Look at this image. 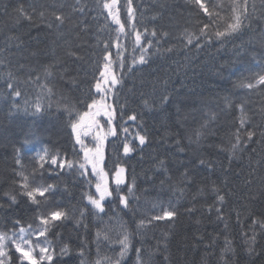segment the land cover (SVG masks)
<instances>
[{
	"label": "trees",
	"instance_id": "1",
	"mask_svg": "<svg viewBox=\"0 0 264 264\" xmlns=\"http://www.w3.org/2000/svg\"><path fill=\"white\" fill-rule=\"evenodd\" d=\"M258 11L261 7V0H255ZM74 0H0V49H4L0 58H6L7 68H0V72L11 70L20 81L19 87L22 96L18 98L21 107L25 101L32 104L38 95H41L40 84L47 83L53 88V95L41 96V103L46 111L42 115L33 117L20 114L15 118L7 116V103L0 101V202L5 203V209H0V230H8L11 227V219L16 215L15 211H7V201L3 198V192L14 190L11 184L12 168L15 167V147H20L25 138H28L37 149L47 146L52 151H68L70 158H75L71 152L72 138L71 129L68 127L67 113L64 105L75 104L77 108L83 109L84 100L90 83L92 82L95 67L101 62L103 41L109 39L107 28L101 30L105 25L106 11H102L95 0H81L86 5L84 13H72L71 19L74 27L65 23L61 31L65 33L60 37L54 29L44 26L38 17V12L46 10L48 17L53 10L63 11L66 15L71 13ZM125 0H120L124 5ZM18 4L32 12L35 23L28 21L17 23V13L13 11ZM64 4L63 9L59 8ZM7 5V14L3 11ZM44 5V9H41ZM135 8L136 25L143 31L147 27L157 30L158 36L167 32V37H161L158 47L168 48L173 46L171 53L163 55L152 53L155 48L149 50L150 59L145 65L138 66L137 70L125 76L123 87L119 90V103L126 104L125 118L132 112L137 113L138 120L143 121V127L149 138L148 144L142 153L132 155L126 160L125 166L129 176L134 175L137 184L138 202H132V212L121 211L117 206L115 211L108 208V215L104 221H109V216H119L126 223L129 231L136 233V223L139 219L154 213L153 204L169 201L176 203L179 215L175 222H159L139 235H134L133 244L135 247H143V255L147 260V252L154 248L156 241L161 239L164 233H169V250L171 264H220V248L223 245V236L216 241V244L209 248L206 245L211 239L223 231V223L217 222L215 214L211 216L205 211L203 205L212 202V196L197 195V188L207 185L211 180L220 183L224 178L223 166H227L225 154L218 152L215 144L221 143L220 137L227 138V133L238 115L236 104L243 103L246 110L253 115L254 122L260 123L259 109L264 107V93L258 91L249 92L238 87L243 77L249 76L248 72L238 71L246 69L253 64V56L259 59L264 55V45L261 43V36L264 34V20L254 19L252 31L243 38L244 50L239 46L240 39L221 44L213 40L211 44H205L200 50L195 48L183 49L180 39L185 29L196 31L201 23L207 22V17L202 13L198 14L186 0H133ZM95 17V19H93ZM122 20L126 19V10L121 9ZM107 23L111 27L110 19ZM19 37V41H11L12 46L8 47V37ZM22 41L23 43H20ZM65 41H70L65 43ZM251 41V43H249ZM128 46L125 56L133 55L131 51V39L124 41ZM155 43V42H154ZM19 44V47L16 45ZM76 52L80 59L67 55V52ZM116 49L112 52L115 54ZM239 52V55L237 53ZM136 55H139L137 50ZM56 62L52 69L53 76L45 80L43 66ZM20 65H24L23 68ZM66 69V71H64ZM255 71V69H253ZM40 80L35 81L36 75ZM32 76L33 81L28 77ZM63 77V78H62ZM75 78L76 83L71 82ZM7 89L3 79H0V95H6ZM167 96V102L163 98ZM225 97H228L233 104L232 110L225 108ZM147 100L151 110L145 108L144 101ZM51 107H47L48 105ZM31 111V108H29ZM205 112H216L218 114L215 127L217 136H209L201 146L189 145L187 135L192 129L198 126L205 118ZM132 123V122H129ZM181 140V146L185 147V153L177 150L175 141ZM212 144V147L208 145ZM31 146V145H29ZM257 148L252 153L249 161V154H242L240 160L232 163V172L229 176V187L235 195L228 197L226 208L230 211L233 207L240 209L245 216L248 213L244 210L245 205L252 209L257 215L264 210V197L260 196L262 189L261 176H264V148L260 145H253ZM35 153H25L21 149L23 163L30 170L34 163ZM202 155L207 159H215V173L209 176L208 172L201 169L195 175V182L186 186L184 196L177 200L178 192H174L172 185H179L180 173L183 167L180 161L187 165L188 160H195L196 156ZM115 156L108 160L109 167L112 166ZM164 159L172 175V180H165L161 185L160 180L164 179L157 170L158 160ZM257 161L260 163L258 164ZM251 168L256 169L255 181L251 186H245L244 178ZM47 167V166H46ZM239 172L237 176L234 173ZM46 173V177H47ZM51 183L57 185V198L71 212L73 208L77 211L84 206L86 201L82 199V192L86 185L76 173L63 172L59 175L51 173ZM94 190V189H93ZM227 191V189H225ZM197 196L196 211L189 214L186 208L192 206V197ZM256 197V199H252ZM28 206L21 198L20 214L23 217L24 208ZM199 220V223L197 221ZM230 235L235 242L236 264H264V237H258L257 252L259 255L249 257L244 251L243 239L240 236V227L235 223V214L231 213L229 219ZM84 223L88 225L87 230L76 225L75 220H68L59 229L62 239L56 240L58 246L68 244L73 251V264H79L76 252L86 241L85 255L88 264H93L97 259L96 245L93 243L97 228H104L105 225L94 219L89 214ZM247 222H245V228ZM115 231L110 233L115 237ZM203 237V241L200 237ZM115 248V251L113 250ZM90 249V252H89ZM118 252L117 246H100V256H114ZM135 252H131L126 258L127 264H135ZM151 264H162V257L154 256Z\"/></svg>",
	"mask_w": 264,
	"mask_h": 264
},
{
	"label": "snow or ice",
	"instance_id": "2",
	"mask_svg": "<svg viewBox=\"0 0 264 264\" xmlns=\"http://www.w3.org/2000/svg\"><path fill=\"white\" fill-rule=\"evenodd\" d=\"M102 11L107 12L105 25L101 30L107 28L109 33H115V36L104 40L101 62L96 64L92 82L89 85L87 95L80 103L84 104L83 109H79L75 104H65L64 111L68 117V127L71 129V152L75 158H70L68 151H52L47 146H41L37 149L28 138H25L20 147H15L14 164L12 168L11 184L14 190L3 192V198L7 201V211H15L16 215L11 219V227L8 230H0V264H73V251L68 244L58 246L56 240L62 239L59 229L64 226L68 220H75L79 227L83 225L87 230L88 225L84 223L86 217L91 214L94 219L99 220L105 225L104 228H97L93 243L96 245L97 259L93 264H127L126 258L131 252H135V264H151L154 256L162 257V264H171L169 250V233H164L161 239L156 241L154 248L147 252L148 259L144 258L143 247H135L133 244L134 235H139L142 231L155 226L159 222L174 223L179 215L176 203L158 202L153 204L156 211L141 218L136 223V233L129 231L126 223L117 216H109L108 223L103 217L108 215V208L115 211L120 206L121 211L127 210L133 212L132 202H138L140 197L137 195L136 178L129 176L125 161L132 158L133 154L142 153L144 147L148 144L149 138L146 129L143 127V121L138 120L137 113L132 112L125 118L126 104L119 103V90L123 87L125 76L137 70L138 66L149 62V50L155 48L152 55L171 53L173 46L161 48L157 45L161 42V37H167V32H162L158 36L157 30L147 27L143 31L136 25L135 8L133 0H125L124 5H120V0H95ZM186 2L198 13L207 17V22L198 23L201 25L196 31L185 29L181 34L183 49L195 48L200 50L205 44H211L213 40L221 44L240 39L242 42L240 50H244L243 38L252 31L254 19L264 20V0H261V7L258 11L255 0H186ZM44 9V5L40 6ZM64 4L59 8L63 9ZM71 13L65 14L63 11L53 10L48 17L46 10L38 12V17L45 27L54 29L58 36L65 35L61 31L65 23L75 26L71 19L72 13H84L86 5L81 0H74L70 5ZM122 7L126 10V19L121 18ZM3 11L7 14V5ZM17 13V23L28 21L35 23V17L32 13L36 8L32 7L29 12L23 4H18L13 9ZM95 19V17H93ZM110 19L111 27L107 21ZM131 39V56H125L129 50L124 41ZM8 47H11V41H19V37L9 36ZM155 42V43H154ZM20 43H23L20 41ZM69 43L70 41H65ZM251 43V41H249ZM261 43L264 45V34L261 36ZM19 47V44L16 45ZM115 48V54L112 49ZM137 50L139 55H136ZM4 49H0V56ZM67 55L80 59L79 55L71 51ZM239 55V52L237 53ZM253 64L246 69H239L241 72L250 73L243 77L238 83V87L251 91L264 93V55L259 59L252 57ZM21 68L24 65H20ZM56 67V62L43 66V75L45 80L53 76L52 69ZM0 68H7L6 58H0ZM255 69V71H253ZM66 71V69L64 70ZM63 78V77H62ZM0 79H3L7 89L6 95H0V101L7 103V116L15 118L20 114L31 115L33 117L42 115L46 111L41 103V96L51 97L53 88L47 84H40L41 95H38L32 104L25 101V106L21 107L18 98L22 96L19 87L18 77L11 71L0 72ZM33 81V77H28ZM40 80L37 74L35 81ZM73 84L75 78H71ZM167 96L163 98L167 102ZM145 108L151 110L148 101L144 102ZM47 107H51L49 104ZM31 108V111H29ZM225 108L232 110L233 104L228 97H225ZM238 115L235 117L228 133L227 138L220 137L221 143L214 146L218 152L225 154L227 166H223L224 178L220 183L211 180L207 185L197 188V195L207 198L212 196L211 203L203 205L209 216L215 214L217 222L223 223V231L217 233L206 247H213L216 241L223 236V245L220 248V264H236V247L234 239L228 235L229 219L231 213L235 214V223L240 227V236L243 239V251L249 256H256L258 237H264V210L257 215L252 209L245 205L244 210L247 216L233 207L230 211L226 208L228 197L235 193L229 185L228 174L232 172V163L240 160L242 154H249L251 161L252 153L257 152L253 145H260L264 148V107L259 109L260 123H255L253 115L246 110L243 103L236 104ZM205 118L197 127L191 130L187 135L189 145L197 147L208 139L209 136H217L216 112H205ZM132 122V123H129ZM177 150L185 153V147L181 146V140L175 141ZM31 145V146H29ZM212 147V144L208 145ZM21 149L25 153H35L31 169L23 163ZM115 156L112 166L109 167L108 160ZM259 164L260 162L257 161ZM183 171L180 173L179 185L173 184L174 192H178L177 200L184 196L186 186L195 182V175L201 170L208 172L209 176L215 173V159H207L202 155L196 156L195 160H188L187 165L180 161ZM47 166V167H46ZM248 175L244 178L245 186H251L255 181L256 169L251 168ZM157 170L164 179L160 180L161 185L165 180L171 181L172 175L164 159H160L156 165ZM59 175L63 172L76 173L86 185L82 192V199L86 201L75 215L76 209L70 212L69 209L57 198V185L49 182L51 173ZM46 173L48 174L46 177ZM239 176L240 173L236 172ZM261 183L264 185V176H261ZM94 189V190H93ZM227 189V191H225ZM260 196L264 197V186H262ZM21 198L28 206L24 208L23 217L20 214ZM196 195L192 197V206L185 209L189 214L196 211ZM256 199V197H252ZM0 209H5V203L0 202ZM245 222L247 227L245 228ZM199 223V220L197 221ZM115 231V237L110 235ZM203 241V237H200ZM117 246L118 252L114 256H100V246ZM87 242L78 249L76 257L79 264H88L85 255ZM115 251V248L113 249ZM90 252V249H89Z\"/></svg>",
	"mask_w": 264,
	"mask_h": 264
}]
</instances>
